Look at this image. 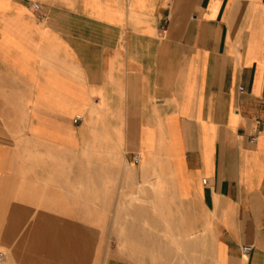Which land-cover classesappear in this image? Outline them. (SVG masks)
I'll use <instances>...</instances> for the list:
<instances>
[{"label":"crops","instance_id":"0c3cea01","mask_svg":"<svg viewBox=\"0 0 264 264\" xmlns=\"http://www.w3.org/2000/svg\"><path fill=\"white\" fill-rule=\"evenodd\" d=\"M0 254L264 264V0H0Z\"/></svg>","mask_w":264,"mask_h":264},{"label":"built area","instance_id":"2783aa9c","mask_svg":"<svg viewBox=\"0 0 264 264\" xmlns=\"http://www.w3.org/2000/svg\"><path fill=\"white\" fill-rule=\"evenodd\" d=\"M34 8H35L36 10H38V9H39V5H38L37 3H34ZM79 118H80V117L77 118V121H79ZM135 161H136V162L139 161V157H138V156L135 157ZM251 249H252V248H251L250 246H247V247H244L243 251H244L245 253H248V252L251 251ZM2 259H3V255L0 254V260H2Z\"/></svg>","mask_w":264,"mask_h":264},{"label":"rangeland","instance_id":"374dc122","mask_svg":"<svg viewBox=\"0 0 264 264\" xmlns=\"http://www.w3.org/2000/svg\"><path fill=\"white\" fill-rule=\"evenodd\" d=\"M135 157H136V156H135ZM135 157H134V159H133V160H134V162H136V161H135ZM136 163H137V162H136ZM114 234H115V233H114Z\"/></svg>","mask_w":264,"mask_h":264}]
</instances>
